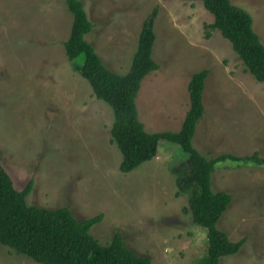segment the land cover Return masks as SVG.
Segmentation results:
<instances>
[{
  "label": "rangeland",
  "instance_id": "374dc122",
  "mask_svg": "<svg viewBox=\"0 0 264 264\" xmlns=\"http://www.w3.org/2000/svg\"><path fill=\"white\" fill-rule=\"evenodd\" d=\"M252 17L264 44V0H230ZM85 38L103 63L125 74L144 19L155 8L153 58L136 102L147 131H176L190 107L187 84L208 69L204 113L194 146L207 158L264 157V81L246 71L200 0H82ZM72 13L64 0H0V164L17 189L29 179V204L67 206L77 219L102 214L90 233L100 243L118 231L151 264H199L206 230L186 210L174 168L186 153L160 139L157 153L131 171L110 134L113 111L72 69L63 41ZM83 57L79 58L82 62ZM212 188L231 194L217 222L239 250L219 264H264V164L219 161ZM0 264H40L0 244Z\"/></svg>",
  "mask_w": 264,
  "mask_h": 264
},
{
  "label": "trees",
  "instance_id": "16d2710c",
  "mask_svg": "<svg viewBox=\"0 0 264 264\" xmlns=\"http://www.w3.org/2000/svg\"><path fill=\"white\" fill-rule=\"evenodd\" d=\"M200 1L213 15V22L207 26L218 29L241 58L246 71L264 81V44L252 26L250 13L230 0ZM64 2L73 18L63 48L72 69L89 82L98 99L112 108L114 119L110 134L121 152L120 170L131 171L155 157L160 139L178 144L186 153V159L173 169L176 185L179 192H188L186 210L193 223L206 230V254L199 264H219L222 257L235 254L243 240H230L217 226L231 201V194L213 190L212 173L219 161L264 164V157L255 151L247 156L225 153L207 158L194 146L196 123L204 113L208 69L195 71L188 81L190 107L180 128L147 131L139 119L136 98L143 78L159 69L152 55L156 9L142 23L129 70L119 74L103 63L96 48L85 38L92 29V22L82 0ZM80 57H83L82 62H79ZM32 185L29 179L23 188L17 189L0 164V244L40 264H151L149 257L129 249L118 231L103 244L90 233V228L101 221V213L77 219L67 206L29 204L26 197Z\"/></svg>",
  "mask_w": 264,
  "mask_h": 264
},
{
  "label": "crops",
  "instance_id": "0c3cea01",
  "mask_svg": "<svg viewBox=\"0 0 264 264\" xmlns=\"http://www.w3.org/2000/svg\"><path fill=\"white\" fill-rule=\"evenodd\" d=\"M138 96V95H137ZM137 108H138V104H137ZM139 111V110H138ZM180 128V127H179Z\"/></svg>",
  "mask_w": 264,
  "mask_h": 264
}]
</instances>
